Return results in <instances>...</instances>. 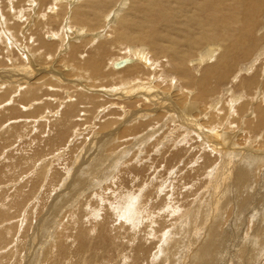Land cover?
Segmentation results:
<instances>
[{
  "label": "rangeland",
  "instance_id": "374dc122",
  "mask_svg": "<svg viewBox=\"0 0 264 264\" xmlns=\"http://www.w3.org/2000/svg\"><path fill=\"white\" fill-rule=\"evenodd\" d=\"M33 1L0 0V264H185L196 255L193 248L201 247L199 240L208 239L212 200H221L226 191L220 175L232 155L225 159L210 152L200 135L181 123L183 118L159 111L138 92L127 95L125 90L136 83L117 71L142 63L150 73L144 71L141 79L156 77L152 85L169 93L178 108L191 109L192 102L195 110L189 116L198 127L205 123L209 131L235 136L229 145L243 147V153L229 152L252 169L244 196L260 187L264 192V162L252 155L264 151V127L258 132L246 125L256 117L255 107L264 105V15L255 28L260 43L234 72L240 80L255 76L258 89L237 88L239 80L231 78L214 83L206 101H195V93L185 94L187 79L171 69L167 74L166 58L146 48V58L134 59L130 44L116 42L114 13L131 18L133 2L124 7L122 0H101L98 12L71 21L83 0ZM100 45L111 51L106 68L113 72L98 82L80 65ZM200 50L188 55L197 60ZM123 59L127 64L117 68ZM215 102L216 112L209 104ZM135 110L139 114L129 116ZM204 113H209L206 119ZM251 199L230 196L225 203L216 202L223 215L218 231L234 238L231 228L239 238L246 236L241 248L223 245L228 264L236 259L243 264V257H249V264H264V252L253 257L255 250L246 247L252 237L264 234V222L255 226L252 216L248 218L246 208L252 212L255 205ZM81 240L89 244L86 255L77 251Z\"/></svg>",
  "mask_w": 264,
  "mask_h": 264
},
{
  "label": "bare ground",
  "instance_id": "6f19581e",
  "mask_svg": "<svg viewBox=\"0 0 264 264\" xmlns=\"http://www.w3.org/2000/svg\"><path fill=\"white\" fill-rule=\"evenodd\" d=\"M70 1H72V0H70ZM100 1L101 0H83V2H81V0H80L79 2H81V3L77 4V5H81L79 7L80 9H78L75 12H74V10L72 11L73 14H71V21H73L75 19H76V21H78L80 19L81 20L82 19L83 20L88 19L89 14L98 12V10H99L98 6H100V3H101ZM74 2H75V0H74ZM132 2H133V5H132ZM127 3L129 5H132V7L130 9V11L132 12L131 18H129V19H126L124 17L120 18V12L114 13V15L117 19V21H115V22H117L119 24V25H117L118 30L115 33L116 34V42L117 43L130 44V46L128 47L129 48L128 51L130 52L131 58H134V59L138 58V56H140V55H141V57L146 58L147 57L146 51H145L146 48H149L151 53H153L155 56L160 57V58L161 57L166 58L167 62H169V66L168 65L164 66V69L167 70L166 71L167 74L171 69L176 74H179L182 77H184L185 79H187L186 80L187 82H184V83H185V85L188 86L189 89H185V90H187V91H185L186 92L185 94H187V92H190V94L195 93V101H196V98L205 99V101H206L207 100L206 98L215 91L214 83H220V82L223 83L226 80H229V79L231 80V78L236 79V76L234 75L235 74L234 72L236 70V65L238 64V62L240 60H243L246 58L250 59L249 56L253 53V51L255 50V48L257 46V43L261 40V39H259L260 37L255 35V33H256L255 28H256L257 22L260 23V17L262 15H264V0H122V4L124 7L127 6ZM49 5L50 4H48V8L51 7ZM35 6H36V4H35ZM52 7H53V5H52ZM56 8L57 7H55L54 9H56ZM43 11H44V9H43ZM100 20H101V18H100ZM110 21L112 23L113 19ZM72 28H74V27H72ZM75 29H77L76 26H75ZM78 30L80 31V29H78ZM82 32H84V31H82ZM80 35L82 36V34H80ZM95 39L98 41L97 37ZM69 41H71V40H69ZM63 42L64 41L62 40V43ZM67 46H69V45L67 44ZM50 47H52V46H50ZM100 47H101L100 50H102V51L99 50L100 52L98 51L97 53L91 52L90 57L88 59H86L85 61H82L81 65H80V67H82L81 69L86 68L85 72H87L88 76H90L92 79L96 78L97 79L96 81H98V82H100L101 80H104L105 78L110 77L111 72H113V70L108 71L106 68V66L108 65L106 59H107V57L111 51H109L108 48L104 45L103 46L100 45ZM197 49H198V51H199V49H201V50L199 52V56L197 57L198 59L196 60L191 56V54L190 55H188V54H189V52L197 50ZM131 58L130 57L128 58V59H130V62L132 61ZM108 60H109V58H108ZM127 62H128V60L125 63L127 64ZM125 63H123V64H125ZM112 64H113V61H112ZM123 64L117 65V63H116V67L120 68V67L124 66ZM141 65H142V63L141 64L140 63H132V64H128L127 66L125 65L124 68L119 69L117 71V72L123 71L124 74L132 76L131 78H133L134 82L136 83L135 86L134 85L131 86L132 84L131 85L129 84L130 86L128 87V85H127L128 91L125 90L127 92V95H130V93H133V92H138L140 95H143L145 97L146 102L150 101V102L154 103V105L156 106L155 108H158L159 111L165 110L166 112H171L173 116L175 115L179 118H183L182 119L183 122L181 121V123H184L185 124L184 126H186V128H188V129H190V131L188 130L190 133L193 131V132L197 133L198 135H200L202 140L206 143V147L210 149V152L216 153L220 157L223 156V157H225V159L227 158V155H232V156H230L231 160H225L223 158L225 161H227V163L225 162L226 166L224 167L223 172L220 170L222 172V174L220 176L223 178V183H225V182L227 183V185L225 186L226 191L223 190L224 193H222V195H221V197H222L221 200L218 198L216 199V198L211 197L212 199H216V200H212L213 203L211 205V209L213 211V214H212L213 218L211 219V222H212V224L210 226L211 228H209L210 230L208 229L209 232L207 233L208 239H206L204 242L199 240V242H201L200 245L201 244L202 245H201V247H197V248L194 247L193 248L194 253L196 255L195 256H194V254L191 255V257L194 256L191 260H189L186 263L183 260L185 264H228L226 262V259L224 258L225 253L222 252L223 251V245L228 246L227 249H229V250H234V248L237 249L238 247L241 248V246L245 245V243H244L245 240L243 237H246V236H243V237L240 236V238H239L237 236L238 233H236L235 230H233L231 228L229 230V234L234 236V238H232V237L228 238V235H227L228 231L227 232L218 231V225H219L218 222L223 218V215L220 214V212H219L220 208H218L219 206L216 205V202L217 201L219 202V200H220V201H224V203H225L228 201V199H230V196L231 197L234 196L235 198L240 197L241 199H243V201H245V199L248 197L252 198L253 202H255V205L253 206L252 212H250V210L248 208H246V210H248V214H250V216H248V218L249 217L251 218V216H252V218L255 220V226L256 225L261 226V223L264 222V192L261 191L263 189H262V187H260L261 189H259L260 191L258 193L255 192L252 194L251 193L246 194V192H245V196H244L243 189H244V186L247 185L246 184L247 182H248V187L247 188L245 187V188L246 189L250 188L249 187L251 184V180H250L251 174L250 173H252V169L249 167V165H247L248 163L241 164L239 162L241 159L236 161L234 159L235 153L229 152L231 150H235L236 153L239 152L240 155H242L241 152L243 153V151H242L244 149L243 147H242L243 149L241 147L239 149V148H236L237 147L236 145H234V146L229 145L233 141V139H235V136H233L232 134H230V135L227 134L229 136V140L227 139L228 142H226L225 137L227 135L223 136L222 133H220L218 131L216 133V131L215 132L209 131L210 129L207 130L208 128L205 127V126H207V125H205V123H204L205 126L203 124H201V125L199 124L200 126L198 127L196 120L191 119L189 116V114L191 113L190 111L195 110L193 108L194 105H192V102H190L188 104L189 107H192L191 109L189 107H188L189 109H186V107H185L182 110L180 108H178V106H176V104L174 103V101H176V100H174L169 93L162 92V90L159 89L157 84L152 85L153 81H154V79H156V77H151L152 78L151 82L146 81L145 79L144 80L141 79V78H143L142 76L144 74V71H147V72L150 71L147 69V67L143 68L144 66L142 67ZM254 67H252V68H254ZM192 68L194 69V72L193 71L191 72ZM30 71H31V73H33L32 70H30ZM36 73H39V72L36 71L35 74ZM237 74H238V72H237ZM31 75H34V74H31ZM162 76H163V74H162ZM165 76H163V77H165ZM238 76L239 75H237V77ZM29 80H31V79H29ZM32 80H33V78H32ZM236 80H239V82L237 81V88H242L244 86L245 89L247 88L248 92L249 91L251 92V90L254 88L256 83H258V80L256 81L255 76H252L251 78L250 77L244 78V79L242 78L241 80L238 78ZM161 82H162V80H161ZM261 82H262V84L260 87L261 88L260 92H263V94H264V80ZM189 86H191L192 88ZM124 88H126V87H124ZM256 88H257V85H256ZM86 89H88V87ZM106 91H108V90H106ZM186 96H187V98L191 97V95H186ZM128 97H130V96H128ZM220 98H222V97H220ZM177 99H178V97H177ZM217 100H218V97H217ZM217 102H215L213 104L209 103L210 108L214 109L217 106ZM246 103H248V102H246ZM196 104H197V102H196ZM196 106H198V105H196ZM263 106L258 105L257 107H255L254 110H255L256 117L253 120H250L251 118H249L250 121H248V122L246 121L247 124L245 122V124L249 128L255 129V130L258 129V132H260L259 128L262 129L264 127V107ZM246 107L249 108V106H245V108ZM217 108L218 107H216V109ZM242 109H243V107H242ZM72 110H74V109H72ZM141 111H143V110H140L139 112H141ZM215 112H216V110H215ZM171 113H170V115H171ZM131 114L129 116H133L135 114L138 115L139 113H138V111H136V112H132ZM201 114H203V112H201ZM208 115H209V113H204V115L201 117H205V119H206L208 117ZM252 118H253V116H252ZM175 120H177V119H175ZM211 121H212V119H211ZM198 122H199V120H198ZM211 125L212 124H209L208 126H211ZM139 126L135 127V129L139 130L138 129ZM263 130H264V128H263ZM207 131H209V132L207 133ZM145 137H147V136H145ZM212 140H214V141H212ZM212 143H214V145ZM262 144L264 145V142ZM254 154H256V155H254ZM252 155L257 156L254 158H257L258 160H260L261 163L264 162V151L259 150V151L254 152ZM256 164H258V163H256ZM253 165H254V163H253ZM75 175H76V171H75ZM262 179H264V178H262ZM75 180L76 179L73 178L70 185L73 184V186H74V184H75L74 182H76ZM81 182H83V181H81ZM78 185H81V184L79 183ZM219 186H220V184H219ZM75 187H74V189H75ZM222 187H223V185H222ZM70 188L73 189L72 186ZM218 189L221 190V188H218ZM218 189H215V190L219 191ZM215 190H213V191H215ZM220 192H222V191H220ZM60 201H61L60 205H62V202H64V201H62V200H60ZM205 203L207 204L208 202H205ZM201 208H202V206H201ZM207 209H208V205H207ZM233 211H235V210H233ZM125 212H127V211H125ZM209 212L211 213V211H208V213ZM128 213L130 214L131 211ZM207 219H209V218L207 217ZM44 220H45V218H44ZM247 220H249V219H247ZM198 221H199V219H198ZM193 222H194V220H193ZM220 223H221V221H220ZM238 224H239V222H238ZM230 225L232 226V224H230ZM202 227H204V226H202ZM244 230H245V228H244ZM261 231L264 232V229L262 228V226L260 228V233H261ZM243 233H245V232H243ZM250 233H252V231ZM242 235H244V234H242ZM199 242H198V245H199ZM87 245H89V244H86L82 240L80 241L78 249H77V251L80 255L81 254L86 255ZM247 246H249L250 250H253V249L255 250V254L253 255V257L256 254L261 255L264 252V234L257 236L255 238L252 237L251 240L248 243H246V247ZM140 249H141V247H140ZM176 250H177V248H176ZM224 250L226 251V249H224ZM182 252H185V251L183 250ZM236 254H238V251L235 252V255ZM226 255H227V253H226ZM89 256H91V254H89ZM163 257H165V258H163V261H165V263H168L167 261H169L170 258L168 259V256H166V255ZM83 259H85V258H83ZM248 259H249V257H243V258H241V262L243 264H249ZM227 260H229V258ZM237 261L238 260L236 259L235 262L234 261H232V262H234V264H238L240 261H238V262Z\"/></svg>",
  "mask_w": 264,
  "mask_h": 264
},
{
  "label": "water",
  "instance_id": "95a60500",
  "mask_svg": "<svg viewBox=\"0 0 264 264\" xmlns=\"http://www.w3.org/2000/svg\"><path fill=\"white\" fill-rule=\"evenodd\" d=\"M126 61H127L126 59H123V60L119 61V62L117 63V65H121V64L125 63Z\"/></svg>",
  "mask_w": 264,
  "mask_h": 264
}]
</instances>
